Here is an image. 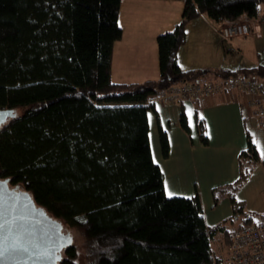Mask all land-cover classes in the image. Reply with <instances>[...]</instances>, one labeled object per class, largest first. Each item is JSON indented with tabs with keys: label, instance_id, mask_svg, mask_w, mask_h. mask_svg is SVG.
<instances>
[{
	"label": "trees",
	"instance_id": "1",
	"mask_svg": "<svg viewBox=\"0 0 264 264\" xmlns=\"http://www.w3.org/2000/svg\"><path fill=\"white\" fill-rule=\"evenodd\" d=\"M120 2L0 0V108L16 113L0 127V179L80 236L82 258L73 236L58 264H221L212 241L226 237L228 218L208 225L198 193L166 194L148 115L155 112L151 98L172 85L264 78L262 66L184 71L177 63L190 20L203 15L216 27L257 22L264 0H185L179 23L157 36L159 78L131 84L111 80ZM180 123L187 130L183 114ZM196 128L207 144L197 117ZM158 138L167 158L161 127ZM258 160L248 141L238 179L215 189L228 194L232 216L243 217L236 227L258 215L235 198Z\"/></svg>",
	"mask_w": 264,
	"mask_h": 264
},
{
	"label": "crops",
	"instance_id": "2",
	"mask_svg": "<svg viewBox=\"0 0 264 264\" xmlns=\"http://www.w3.org/2000/svg\"><path fill=\"white\" fill-rule=\"evenodd\" d=\"M184 1L121 0L118 24L122 36L112 50L114 83H142L159 78L156 39L179 23ZM259 16L262 37L236 39L235 49L222 42L217 27L203 15L190 20L185 26V41L177 51L180 69L264 67V5ZM250 98L247 92L230 90L174 103L156 102L155 112L148 115L149 134H154V148L152 145L151 148L156 159L154 156L153 159L163 172L166 194L188 197L198 193L208 225L220 224L228 218V201L230 215L233 213L228 194H216L215 189L225 188L238 179L239 155L247 148L248 141L255 146L259 160L235 192V198L249 213L264 210V128L247 108ZM182 114L187 130L180 123ZM196 117L203 120L207 144L200 142ZM159 127L168 138L167 158L160 152Z\"/></svg>",
	"mask_w": 264,
	"mask_h": 264
},
{
	"label": "built area",
	"instance_id": "3",
	"mask_svg": "<svg viewBox=\"0 0 264 264\" xmlns=\"http://www.w3.org/2000/svg\"><path fill=\"white\" fill-rule=\"evenodd\" d=\"M261 24L238 21L225 24L217 33L225 44L235 49L234 41L252 36L261 38ZM230 90L247 92V108L256 117L259 126L264 128V78L245 75L230 76L204 82H183L172 85L151 98L152 102L174 103L191 98L215 96ZM264 201V193H263ZM260 221L243 227H233L226 237L219 240L221 264H264V214Z\"/></svg>",
	"mask_w": 264,
	"mask_h": 264
},
{
	"label": "water",
	"instance_id": "4",
	"mask_svg": "<svg viewBox=\"0 0 264 264\" xmlns=\"http://www.w3.org/2000/svg\"><path fill=\"white\" fill-rule=\"evenodd\" d=\"M0 108V127L15 116ZM72 235L25 191L0 179V264H58Z\"/></svg>",
	"mask_w": 264,
	"mask_h": 264
},
{
	"label": "rangeland",
	"instance_id": "5",
	"mask_svg": "<svg viewBox=\"0 0 264 264\" xmlns=\"http://www.w3.org/2000/svg\"><path fill=\"white\" fill-rule=\"evenodd\" d=\"M243 21H247V22H249L248 20H243ZM259 24H262L261 22H259V21H257ZM256 23V22H255ZM219 27H217L216 29H218ZM260 33H262V35H263V28L261 27L260 28ZM252 37V36H251ZM254 38V37H253ZM238 39H245V37H243V38H238ZM257 39V38H256ZM228 45H229V43H228ZM218 79H220V78H218ZM214 80H216V79H214ZM208 81V80H207ZM17 113H19V110H17ZM150 138H151V145L153 146V148H154V145H153V138H154V134L153 133H151L150 134ZM153 152V156H154V158L156 159V157H155V151L153 150L152 151ZM224 209H225V207L223 206V208L220 210V212L221 213H224ZM245 210V209H244ZM245 212H247L246 210H245ZM258 215H256V218H255V220L256 221H260L263 217V214H264V210L263 211H261V212H259V213H257ZM232 215H230V204H229V201H228V222H227V228H228V230L229 229H231V228H233V227H236L238 224H240L241 222H242V218L243 217H239L238 219H235V217H231ZM216 217V216H215ZM232 218V219H231ZM231 219V220H230ZM74 236V244H76L77 245V247H78V249H79V251H80V256H81V258H82V242H81V239H80V236L79 235H77L76 234V232L72 235V237ZM219 237H220V235L218 236V238H216V239H214L213 241H212V247H213V249L214 250H219Z\"/></svg>",
	"mask_w": 264,
	"mask_h": 264
},
{
	"label": "snow or ice",
	"instance_id": "6",
	"mask_svg": "<svg viewBox=\"0 0 264 264\" xmlns=\"http://www.w3.org/2000/svg\"><path fill=\"white\" fill-rule=\"evenodd\" d=\"M254 143H255V141H254Z\"/></svg>",
	"mask_w": 264,
	"mask_h": 264
}]
</instances>
